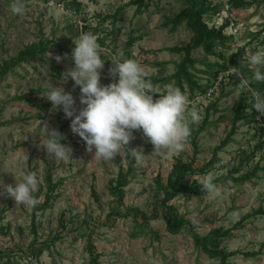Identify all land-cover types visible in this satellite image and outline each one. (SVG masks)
<instances>
[{"label":"rangeland","instance_id":"374dc122","mask_svg":"<svg viewBox=\"0 0 264 264\" xmlns=\"http://www.w3.org/2000/svg\"><path fill=\"white\" fill-rule=\"evenodd\" d=\"M68 1L54 0L50 6V0H24L26 12L19 16L10 9L12 0H0V70L14 63L19 53L31 45L43 41L52 46L50 52L29 62L16 63L0 75V184L15 186L24 173L31 171L37 173L39 181L38 190L33 193L38 201L34 207L16 205L0 186V226L6 229V234L0 235V251L7 255L0 264L7 260L12 264H221L220 259L210 258L196 247L189 227L172 235L162 218L143 226L141 219L132 215L118 217L114 212L139 210L151 215L161 205L157 179L166 182L177 159L194 160L197 169L208 165L215 149L232 130L236 113L250 114L248 106L252 105L253 90L230 71L233 66L211 78L209 72L214 74L215 70L203 62L230 64L234 55L241 61L246 54L264 50V4L233 9L228 0H208L211 11L204 16L206 24L220 28L227 22L224 34L229 39L227 47L219 49L217 56L207 55L202 48L193 51L198 62L193 73L201 85L209 86L206 94L210 95L198 92L192 95L187 87L184 93L190 109L195 108L201 119L192 125L183 152L155 154L153 147L146 153V162L138 165L126 146L113 161L93 159L95 149L93 153L86 151V143L71 129V119L62 108L53 109L43 94L51 84L62 87L73 95L78 109L83 107L80 89L74 86V81L69 78L62 82L63 72L74 67L73 39L81 31L94 34L97 42L107 38L104 46L98 42L104 49L102 85L118 82V77H112L109 71L113 66L110 59L115 54L137 60L151 81L171 76L181 56L167 48L187 45L192 32L183 24L172 33L165 24L186 3L145 0L148 7L137 13V5L131 4L134 0H77L82 7L74 12L68 9ZM118 10L121 14L116 20L109 17ZM131 38L134 42L129 45ZM65 53L67 58L57 62L55 57H63ZM261 71L264 73V67ZM169 84L174 85V81L156 83L161 88ZM46 124L64 135L61 143L73 150L68 159L58 162L41 147V139L47 136ZM237 127L232 141L219 151L216 163L204 173L188 177L199 182L211 173L221 196L211 199L207 195H181L169 205L193 219L202 236L214 228L234 229L233 235L221 244L228 253L239 252L230 258L231 264H264V216L241 221L252 210L264 208V145L253 161L242 165L264 139L256 123L248 124L241 119ZM133 135L130 148L145 151L151 144L142 130L134 131ZM258 164L261 171L257 177L244 184L236 185L230 180L216 182L240 165L242 171L235 176ZM48 172L57 188L46 205ZM120 173L129 180L122 201L112 193ZM51 239L54 244L42 256L36 259L31 255L32 243L36 241L39 247Z\"/></svg>","mask_w":264,"mask_h":264},{"label":"clouds","instance_id":"9594fccd","mask_svg":"<svg viewBox=\"0 0 264 264\" xmlns=\"http://www.w3.org/2000/svg\"><path fill=\"white\" fill-rule=\"evenodd\" d=\"M53 4L54 0H50V6ZM10 9L13 14L22 16L26 12V4L24 0H12ZM73 44L75 47L71 58L74 67L63 72L62 82H67L69 78L74 81V86L80 89V104L83 107L78 109L73 95L62 87L51 84L43 95L52 103L53 109L62 108L66 117L71 119V129L86 143V151L93 153L95 149L93 159L113 161L126 146L136 163L143 165L147 159L144 149L129 147L135 139L133 132L139 130L154 146L152 153L179 154L184 151L192 125L198 124L201 116L195 108L190 109L189 98L179 87L169 84L161 88L153 84L144 66L135 59L122 58L121 54L112 55L110 59L113 65L110 74L114 78L118 77V82L102 85L104 49L97 42V37L81 31L73 39ZM49 55L51 57V53ZM67 56L65 53L63 57L58 55L55 59L60 62ZM245 61L252 72L251 80L236 67L230 71L239 75L241 83L245 85L264 82V73L261 71L264 67V50L246 54L241 63ZM157 95L158 98H154ZM252 105L264 116V93L253 90ZM45 128L47 136L41 139V147L58 162L68 159L73 150L61 143L65 139L64 135L48 124ZM199 183L209 198L221 196L211 173L203 176ZM38 184L37 173L31 171L24 173L22 180L17 181L15 186H0L15 200L16 205L34 207L38 201L33 193L38 190Z\"/></svg>","mask_w":264,"mask_h":264},{"label":"trees","instance_id":"16d2710c","mask_svg":"<svg viewBox=\"0 0 264 264\" xmlns=\"http://www.w3.org/2000/svg\"><path fill=\"white\" fill-rule=\"evenodd\" d=\"M186 3V7L177 14L173 19L169 20L165 26L170 27V32H175L181 25L185 24L188 29L192 32L191 41L184 46H176L172 48H167L169 52L179 54L181 56V61L176 64V71L171 76H167L162 78L161 80L152 79L153 84L156 85L157 82L162 81L165 83H171L174 81V86L179 87L182 92L186 89H189L192 95L197 92L201 95L205 94L208 90L209 86L201 85L198 82V79L193 73V71H197V59L193 57V51L202 48L203 51L207 55H215L217 56V51L219 49H224L227 47L228 37L224 34V30L227 27L228 23L226 22L220 28H210L205 20L204 16L211 11V8L208 5V0H184ZM229 5L233 9H245L249 6H260L264 4V0H228ZM133 5H137V13H141L148 7V4L145 0H134L131 2ZM68 9L77 12L82 7L81 2L77 0H69L68 1ZM213 11H217V9H213ZM121 14V10H118L113 16H109L114 18L115 20ZM107 39V38H105ZM105 39L99 40L98 42L101 45H105ZM134 42V38H131L129 41V45H132ZM52 50V46L50 42H39L38 44L31 45L27 47L25 50L21 51L17 57V60L10 65H6L0 70V75H4L7 70L16 63L20 62H29L33 59L38 58L42 54H46ZM67 52L70 49L66 50ZM209 69L215 70L214 74L209 72L211 78H217V76L228 70L231 66L236 67L240 70L241 74L244 77H247L251 80L252 72L249 69L247 64H242L241 61L238 60V56L234 55L231 57L230 64H220L219 62H208L205 60L203 62ZM207 73V72H204ZM249 87L252 90H259L264 93V82L255 83L250 82ZM251 109L250 114L244 112H237L235 119L232 122V130L227 135L226 139L220 143V145L215 149L213 158L210 160L208 165L202 167L201 169H197L194 166V160L190 162H186L182 159H177L176 163L173 166L171 174L167 178L166 182H163L161 179H157L158 191L162 194V197L159 198L160 206L155 207L153 213L148 215L139 210H131L128 213L122 212H114L118 217H128L132 215L136 220L141 219L142 225L146 226L150 220H155L162 218L166 223L167 231L172 235H177L182 232V230L186 227H189V230L192 234L194 243L198 249H200L203 253L208 255L210 258L220 259L221 264H231L229 261L231 257L237 255L239 252H226L223 248H221L222 241L225 238L231 237L233 235L234 229H223V228H214L210 231V233L206 236H202L197 232L198 225L193 219L187 218V216L183 214H179L176 210V207L173 205H169L171 201L181 195H193V196H204L206 195L202 189L201 185L196 180H189L188 177L197 173H204L206 169L218 160V153L222 149H224L231 141L233 135L236 133L238 127L237 123L241 119H245L248 124L256 123L260 125L258 127L259 135L264 139V116L262 117L261 122L257 120V112L253 108V105L248 106ZM243 110V109H242ZM196 146V142H193ZM264 141L259 142L257 150H254L249 156H246V159L242 161L243 164H248L253 161L256 153L260 151L263 147ZM154 146L152 144L148 145L145 149V153H148L152 150ZM132 161H135L133 159ZM242 165L232 169L227 175L222 176L216 182H226L233 181L236 185L244 184L248 181H251L253 178L257 177L258 173L261 171V168L258 165L253 167L250 171L245 172L240 176H235L236 174L242 171ZM46 183L48 192L46 194L45 204L47 205L52 197L54 196L55 189L57 185L53 183L51 179V173L48 172L46 175ZM129 184V180L127 175L120 173L118 179L115 183V186L112 189V193L118 198L119 201H122L124 198V188ZM158 192V193H159ZM162 208L160 210L159 208ZM264 216V208H259L257 210H252L247 215L243 216L241 221L244 222L250 218ZM6 229L0 226V235L6 234ZM57 236L56 238H58ZM37 242L32 243L34 249L31 252V255L36 259L42 256L46 249H49L50 245L54 244L53 239L50 242L41 244V246H36ZM7 257L5 252L0 251V260H3ZM97 263V259L94 260ZM1 264H12L11 260H7Z\"/></svg>","mask_w":264,"mask_h":264},{"label":"built area","instance_id":"2783aa9c","mask_svg":"<svg viewBox=\"0 0 264 264\" xmlns=\"http://www.w3.org/2000/svg\"><path fill=\"white\" fill-rule=\"evenodd\" d=\"M203 95H208L209 96L210 93H207V94L205 93ZM257 115L259 116V118L257 117V119L261 120L263 116L259 112H257Z\"/></svg>","mask_w":264,"mask_h":264}]
</instances>
